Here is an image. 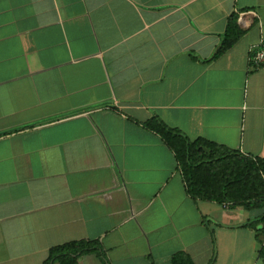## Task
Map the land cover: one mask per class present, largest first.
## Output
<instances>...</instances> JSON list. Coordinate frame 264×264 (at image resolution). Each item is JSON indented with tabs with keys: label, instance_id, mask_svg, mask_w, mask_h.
I'll use <instances>...</instances> for the list:
<instances>
[{
	"label": "crops",
	"instance_id": "0c3cea01",
	"mask_svg": "<svg viewBox=\"0 0 264 264\" xmlns=\"http://www.w3.org/2000/svg\"><path fill=\"white\" fill-rule=\"evenodd\" d=\"M261 40L264 0H0V264L80 239L110 264H264L261 210L191 197L145 125L264 156Z\"/></svg>",
	"mask_w": 264,
	"mask_h": 264
},
{
	"label": "trees",
	"instance_id": "16d2710c",
	"mask_svg": "<svg viewBox=\"0 0 264 264\" xmlns=\"http://www.w3.org/2000/svg\"><path fill=\"white\" fill-rule=\"evenodd\" d=\"M238 19L237 12L228 17L226 30L212 59L231 48L245 33ZM145 125L157 132L174 151L186 191L191 197L233 208L242 206L249 210H261L258 216L243 225L254 228L257 239L264 244V156L245 154L204 137L191 139L157 116L149 119ZM90 253L96 254L103 264H110L101 243L87 239L51 247L42 264H79L80 257ZM260 256L264 257V246ZM173 264L194 262L188 255L178 253L173 258Z\"/></svg>",
	"mask_w": 264,
	"mask_h": 264
},
{
	"label": "built area",
	"instance_id": "2783aa9c",
	"mask_svg": "<svg viewBox=\"0 0 264 264\" xmlns=\"http://www.w3.org/2000/svg\"><path fill=\"white\" fill-rule=\"evenodd\" d=\"M250 59L258 67H264V40L250 47Z\"/></svg>",
	"mask_w": 264,
	"mask_h": 264
}]
</instances>
